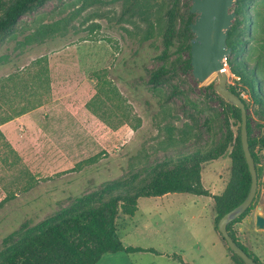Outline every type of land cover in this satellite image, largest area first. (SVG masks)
I'll return each mask as SVG.
<instances>
[{
  "label": "rangeland",
  "instance_id": "obj_1",
  "mask_svg": "<svg viewBox=\"0 0 264 264\" xmlns=\"http://www.w3.org/2000/svg\"><path fill=\"white\" fill-rule=\"evenodd\" d=\"M131 2L51 0L24 15L19 29L25 34L39 24L58 21L61 29L54 37L22 50L16 49L13 42L0 45V57L7 58L0 61L2 112H9L11 107L28 108L0 125V243L21 223H35L67 205L74 195L124 175L130 169L129 162L138 168L161 159V146L167 148L166 155L173 153L172 144L178 151L186 152L205 147L210 140L205 124L209 115H219L214 129L218 123L223 135L235 133L237 123L221 113L220 100L215 95H219L214 89L218 82L216 72L199 81L191 70H177L171 81L183 91L181 95H172L170 86L153 87L146 83L145 70L160 63L153 58L161 49L158 18L169 0H133L134 5L128 9ZM181 4L185 12L191 0H182ZM262 29L261 22L256 40L245 37L249 41L242 56L249 67L257 56H261V64L262 58L264 62ZM21 37L19 33L18 38ZM186 56L184 52L183 57ZM38 60L40 63L34 66ZM103 70L117 86L129 111V121L117 127L108 126L86 108L95 92L94 73ZM37 71L43 75L34 96L30 95L27 79ZM10 75L12 79L7 80ZM227 85L237 86L249 102L252 135L262 134L263 121L254 113L257 105L229 69ZM169 138L174 139L171 145ZM228 151L202 163V182L211 193L221 192L229 177ZM257 157L258 186L253 206L233 229L238 241L264 264V228L255 227L256 208L261 206L264 214V151L258 150ZM159 198L140 197L132 218L120 217L121 226L129 222L125 231H118L123 244L163 246L161 239L138 235V229L133 233L136 223L147 231L144 210L161 211L162 217L156 213L151 217L164 220L162 224L167 222L168 249L189 264H233L227 246L214 229L210 196L169 193L162 200L175 203L165 207L156 203ZM177 210L182 211V217H177ZM134 256L137 262L154 258L166 262L165 257H154L148 252Z\"/></svg>",
  "mask_w": 264,
  "mask_h": 264
},
{
  "label": "trees",
  "instance_id": "obj_2",
  "mask_svg": "<svg viewBox=\"0 0 264 264\" xmlns=\"http://www.w3.org/2000/svg\"><path fill=\"white\" fill-rule=\"evenodd\" d=\"M49 1L51 0H0V45L13 42L16 49L22 50L24 47L54 37L61 29L58 21L39 24L25 34L19 29L24 15ZM131 1L128 9L134 5L133 0ZM181 3L182 0H169L162 16L158 18L161 49L153 58L160 63L145 70L148 85L170 86L172 95L183 94L178 85L171 81L177 70L183 72L191 70L190 40L193 34L188 23L194 19V14L189 12V5L186 11L182 12ZM232 9L235 17L227 36V45L231 50L226 57V63L230 72L238 77L239 82L245 87L250 101L257 105L254 113L263 121L262 134L253 136L251 133L249 102L241 95V90L235 85H228V88L245 104L248 144L258 177L257 151H264V62L262 58L261 64V56H257L254 65L249 67L242 53L249 41L245 37L258 39L259 37L255 35L261 27V22L262 27L264 26V0H235ZM19 33L22 35L21 38H18ZM262 41L264 42V36ZM184 52L186 57H183ZM263 53L262 45V55ZM1 59L7 58L4 55L0 57V61ZM39 63L38 60L33 65ZM42 75L40 71L32 72L31 78L27 79L30 82V95H36ZM12 77L10 75L7 80H11ZM94 78L95 92L86 102V108L110 127L127 123L129 111L124 105L125 100L117 86L108 78V73L105 70L95 72ZM27 80L24 81L25 84ZM215 95L220 100L221 113L232 117L237 123L235 133L232 131L228 135H223L220 124L217 123L216 129L213 126L219 115L216 113L207 116L205 124L210 131V140L206 142L205 147H196L190 152L178 151L172 144L174 139L169 138L168 143L172 144L173 151L171 155H166L167 148L161 146L159 150L164 153L161 159H154L153 162L142 164L138 168H134L129 162L130 169L124 175L106 180L88 192L74 195L67 205L53 214L35 223L23 222L18 229L3 236L0 243V264H94L104 254L117 251L161 254L153 247L124 245L118 229L121 227L119 223L121 216L134 215L140 197L162 196L167 193L210 196L215 213L214 229L227 246L217 229V222L223 214L245 198L251 178L240 141V110L219 95ZM192 104L198 108L197 102L193 101ZM6 111L2 112L0 105V125L25 113L28 108L22 106L14 110L11 107L9 112ZM227 150L230 158L229 177L221 192L211 193L202 182V163L220 157ZM252 206L253 202L245 212L227 225V230L249 256L258 264H263L238 241L233 229L234 224L240 222ZM228 250L233 264H245L238 255L229 248ZM168 256L180 264H189L180 254L172 253Z\"/></svg>",
  "mask_w": 264,
  "mask_h": 264
},
{
  "label": "water",
  "instance_id": "obj_3",
  "mask_svg": "<svg viewBox=\"0 0 264 264\" xmlns=\"http://www.w3.org/2000/svg\"><path fill=\"white\" fill-rule=\"evenodd\" d=\"M234 2L235 0H191L189 12L194 14V19L188 23L193 34L190 40V66L193 77L199 81H203L212 72H216L218 82L214 85V89L226 102L240 110V141L251 181L245 198L219 218L217 229L226 241L228 248L238 255L245 264H258L236 243L227 230V225L252 204L258 186L255 162L248 144L245 104L228 88L227 72L221 70L231 50L227 45V36L235 17V12L231 10ZM261 209V206L256 208V228H264V214L261 213Z\"/></svg>",
  "mask_w": 264,
  "mask_h": 264
},
{
  "label": "crops",
  "instance_id": "obj_4",
  "mask_svg": "<svg viewBox=\"0 0 264 264\" xmlns=\"http://www.w3.org/2000/svg\"><path fill=\"white\" fill-rule=\"evenodd\" d=\"M168 194L169 193H167L165 195H162V196H167ZM162 196H151V197H160L158 199L159 201L156 202V203H160L163 207L175 203V201H171V200H162V198H161ZM137 210H138V202H137ZM170 212L171 211H165L164 213L165 214H170ZM154 213H156V215H158L159 217H162V214H163V212H161V211H154L153 212V211H150V210H146V211L144 210L143 214L145 215L146 223L148 225L147 231H144L145 230L144 228H143V230L141 228H139L138 225H140V224L136 223L135 225H133V227H134L133 228V233L136 232V230L138 229V230L141 231V233H139V232L137 233L140 236L141 235H145V237H148V238L150 237L153 240L161 239L162 240L161 243L163 244V246L158 243L159 245H157V246H159V248L156 247V245H143V247H153V248H155L157 251L161 252V254H154V253H151V252H148V253L152 254L154 257H165L166 262L156 261L155 258L153 260H151V261H142L141 260V261L137 262L136 260H138V259L135 258L134 254H136V255H138V257H140V255L142 253H144V252L126 253L124 251H117V252H114V253L104 254L94 264H174L173 261H176V260L170 258L168 255H170L172 253H177V252L173 251V249H168V247L165 246V244H167V242H168L167 239H169L168 235H170L168 233L169 227L167 226V222L162 224L164 220H157L155 218L152 219L151 214H152V216H154L153 215ZM175 213L178 214L177 217H182L181 216L182 215V211L177 210ZM131 218L132 217H130L129 220ZM127 224H129L128 221H127L126 224H124L121 227H119V229L122 228L125 231L126 230L125 227H127ZM119 229H118V231H119ZM127 229H129V228H127ZM195 241H197V240H195ZM122 243H123V241H122ZM196 243L197 242H195V246H196ZM124 245H126V244H124ZM178 251H181V249H178ZM178 264H180V263H178Z\"/></svg>",
  "mask_w": 264,
  "mask_h": 264
},
{
  "label": "built area",
  "instance_id": "obj_5",
  "mask_svg": "<svg viewBox=\"0 0 264 264\" xmlns=\"http://www.w3.org/2000/svg\"><path fill=\"white\" fill-rule=\"evenodd\" d=\"M221 70H225L226 72L228 71V67H227L226 61L224 62L223 67L221 68Z\"/></svg>",
  "mask_w": 264,
  "mask_h": 264
}]
</instances>
